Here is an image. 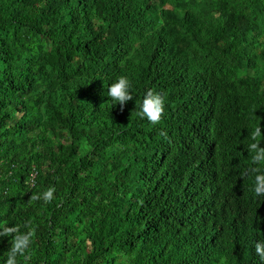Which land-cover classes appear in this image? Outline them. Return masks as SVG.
Here are the masks:
<instances>
[{
  "label": "trees",
  "instance_id": "obj_1",
  "mask_svg": "<svg viewBox=\"0 0 264 264\" xmlns=\"http://www.w3.org/2000/svg\"><path fill=\"white\" fill-rule=\"evenodd\" d=\"M252 143L264 0H0V264H264Z\"/></svg>",
  "mask_w": 264,
  "mask_h": 264
},
{
  "label": "clouds",
  "instance_id": "obj_2",
  "mask_svg": "<svg viewBox=\"0 0 264 264\" xmlns=\"http://www.w3.org/2000/svg\"><path fill=\"white\" fill-rule=\"evenodd\" d=\"M108 94L112 98L113 104H119L123 107L128 101L133 99V82L128 75L118 76L114 82L109 85ZM165 97L155 89H149L144 95V98L141 103L140 116L146 117L153 124L158 123L164 113H165ZM260 135V127L257 126L253 137L257 138ZM251 149L254 150L255 154L253 160L256 162L264 163V147H259L257 143L251 144ZM257 186L256 192L259 194L264 192V174L256 176ZM54 187H49L45 192H43V199L46 202H49L53 199ZM32 199H40L39 195H35ZM12 229H9L11 231ZM19 250L17 245L13 249V253ZM257 251L264 256V248L259 244L257 245ZM8 264H15V255L13 254L9 260Z\"/></svg>",
  "mask_w": 264,
  "mask_h": 264
}]
</instances>
